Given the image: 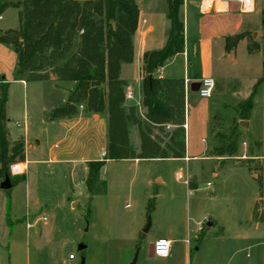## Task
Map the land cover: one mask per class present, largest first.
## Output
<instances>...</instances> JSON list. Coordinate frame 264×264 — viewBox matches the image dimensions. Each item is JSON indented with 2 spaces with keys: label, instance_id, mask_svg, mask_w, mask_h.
<instances>
[{
  "label": "rangeland",
  "instance_id": "374dc122",
  "mask_svg": "<svg viewBox=\"0 0 264 264\" xmlns=\"http://www.w3.org/2000/svg\"><path fill=\"white\" fill-rule=\"evenodd\" d=\"M0 25L19 29L18 11H7ZM254 25L259 32H250L251 40L261 51L250 57L243 51L245 63L238 65L234 56L223 60L225 71L216 60L206 158L190 165L161 159L109 162L101 173L104 192L94 196L85 183L87 162L49 163L58 152L52 149L59 139L49 120L61 105L58 94L48 83L12 85L6 108L11 140L26 142L29 136L31 147L25 144V181L8 192L1 189L0 175V264H65L73 254V264L82 259L85 264L135 259L136 264H264V83L257 88L250 120L239 115L264 77V27L257 18ZM233 129L240 131L235 155L209 159L222 145L221 136ZM94 150L101 155L103 142ZM180 167L195 175L193 186L177 180ZM210 221L214 226L208 227ZM162 237L176 239L170 257L150 258L149 245ZM79 246L86 248L79 252Z\"/></svg>",
  "mask_w": 264,
  "mask_h": 264
},
{
  "label": "trees",
  "instance_id": "16d2710c",
  "mask_svg": "<svg viewBox=\"0 0 264 264\" xmlns=\"http://www.w3.org/2000/svg\"><path fill=\"white\" fill-rule=\"evenodd\" d=\"M170 31L166 45L143 56L141 84L144 119L135 106L126 107L127 83L121 79L123 64L134 61L133 37L138 29V0H0V16L9 9L19 10V29H0V43L17 55L15 79L27 83H71L66 103L49 113V120L69 119L85 114L105 115L108 122L107 154L103 160L88 162L86 185L91 196L104 192L101 173L107 160L181 159L186 154V85L183 79H159L154 73L172 56L185 50L184 24L180 8L184 0H165ZM250 32L226 38V51L248 41L249 53L260 51ZM241 104V118L249 120L257 88ZM9 83L0 90V175L9 176L13 187L26 180L13 176V164L26 162L25 139L11 140L7 118ZM172 125L175 130L166 131ZM136 127L140 137L139 152L130 143L129 127ZM222 145L214 156L233 157L240 131L221 136ZM252 168V167H251ZM258 170V169H257ZM105 188V187H104ZM10 192V191H8ZM153 202V201H152ZM261 210V209H260ZM151 211L148 212V217ZM259 219L258 212L254 214ZM263 219V218H262ZM261 219V220H262ZM202 238H198L200 242Z\"/></svg>",
  "mask_w": 264,
  "mask_h": 264
},
{
  "label": "crops",
  "instance_id": "0c3cea01",
  "mask_svg": "<svg viewBox=\"0 0 264 264\" xmlns=\"http://www.w3.org/2000/svg\"><path fill=\"white\" fill-rule=\"evenodd\" d=\"M75 1L83 3L92 0ZM254 1L255 8L253 13H242L240 11V3L236 0H230V6L227 12L221 14H202L199 10L197 0H184L180 8L179 16L184 24L185 50L183 53L172 56L167 60L164 67L158 69L154 73V77L159 79H183L186 85V122L184 124L187 126L185 129L186 154L184 158L167 159L165 161L175 164L187 163L190 165L192 162L206 158V153H209L207 149V137L209 133L211 134V124L213 120L212 97L209 99L199 98L198 95L196 96L195 93L191 92V86L193 84H199L203 78H212L214 80L215 65L218 58L222 61L219 64L220 69L225 71L226 61L223 60H227L231 56H234L233 63L238 65L241 61L245 63L244 61L246 59L242 58L244 57L243 51H247L249 57L255 54L248 52L247 40L241 41L233 52L228 54L226 51L227 37L242 32H252L253 34L259 32L254 29V19H261L264 27V0ZM138 8V29L133 37L134 61L131 64L122 65L120 76L121 79L127 83L125 89L126 107H137L139 115L144 119L145 109L141 106L143 56L148 51L160 50L166 45L171 24L168 18V6L165 0H138ZM9 10H16L19 15L18 9ZM6 12L0 16V22L5 21ZM257 13H259L260 19L255 16ZM0 29L6 31L13 28L1 27L0 25ZM17 60V55L12 48L0 43V90L1 83L3 82L9 83V88L14 84L22 85L25 88L28 87L29 83L15 79ZM42 83H48L51 90L54 91L55 94H58L60 98L58 104L61 105L66 103L68 92L73 87V85L70 87L65 86L64 83ZM96 117H98V120H96ZM52 123L54 126V134L59 140L58 143L52 147L53 150H58L56 153V160H50L49 163L57 161L58 163L66 165L73 162L79 163L85 161L88 163L90 161L104 159L103 155L107 154L108 146V122L105 115H88L83 111L76 117L58 119L52 121ZM9 124L10 123H8V128L11 136H13ZM165 129L166 131L172 132L175 130V127L166 125ZM27 131H29V129H27ZM129 132L130 143L137 152H139L141 141L138 129L130 126ZM101 142L104 144V150L100 155L95 152L94 145H98ZM55 146L57 147L55 148ZM26 147L27 149L31 147V145H29V136L26 138ZM212 158L217 160L225 159L220 156H211L209 159ZM129 160L137 164L144 161L139 159ZM113 161L115 160H107V163ZM21 164L20 166H25L24 163ZM188 167L187 171L193 170L192 167ZM181 172L184 173L185 171L180 167L176 172V178L177 174ZM188 176H191L192 179H190V181L191 186H193V182L195 181L193 178L195 175L189 173ZM214 176L216 177L217 173H215ZM160 182H162V180ZM209 223L214 226L211 221ZM198 232H203V228H199ZM160 239H167L172 241V243L176 240L168 237H162ZM185 253L186 257L191 256V247L189 245Z\"/></svg>",
  "mask_w": 264,
  "mask_h": 264
},
{
  "label": "built area",
  "instance_id": "2783aa9c",
  "mask_svg": "<svg viewBox=\"0 0 264 264\" xmlns=\"http://www.w3.org/2000/svg\"><path fill=\"white\" fill-rule=\"evenodd\" d=\"M185 1H187V0H185ZM197 1H198L199 10H200V12L202 14H221V13H225V12H217L216 11L217 0H197ZM236 1L240 3V11L242 13L249 14V13H253L254 12V8H255V1L254 0H253V4H252L253 10L250 11V12L242 11V8L244 7V5H242L241 0H236ZM221 2H222V0H221ZM209 3H210V6H209ZM227 3H228V10H229L230 0H227ZM207 81H211L212 82L211 85L207 84L206 83ZM214 87H215V82H214V80L212 78H203L200 81V86H199V89L196 92V94L199 96V98L209 99L213 95ZM80 109H84V106H80ZM26 125L27 124L25 123V127H26ZM18 126H20V124H18ZM183 128L186 129L187 126L183 125ZM56 147L57 146H55V148ZM105 157H106V154L103 155V158H105ZM244 158L245 157H243V159ZM11 172H12L13 175H22V174L25 173V171L20 168V164L12 166L11 167ZM177 180L183 182L185 185L191 184L189 176L185 175L183 172L177 174ZM43 220L47 221L46 218H44ZM157 245H159L160 251L161 252L166 251L167 255L158 254ZM171 245H172V241H170V240H167V239H159V240H157L154 243V254H155V257H158V258H161V259L169 258L170 254H171ZM75 260H76V255H74V254L70 255L69 258H68L67 263H65V264H73V262Z\"/></svg>",
  "mask_w": 264,
  "mask_h": 264
},
{
  "label": "water",
  "instance_id": "95a60500",
  "mask_svg": "<svg viewBox=\"0 0 264 264\" xmlns=\"http://www.w3.org/2000/svg\"><path fill=\"white\" fill-rule=\"evenodd\" d=\"M199 86H200V83L199 84H193L191 86V92L196 93L199 89ZM243 123H246V122H243ZM12 188H13V183H12L10 177L6 176L5 179L3 180V182L1 183V189L4 191H10ZM207 225H208V227L212 226L211 223H208ZM85 248H86L85 246H79L78 251L82 252ZM149 257L152 259L155 258L154 243L149 245ZM136 260L137 259H135V261L132 264H136ZM81 264H85V259H82Z\"/></svg>",
  "mask_w": 264,
  "mask_h": 264
},
{
  "label": "clouds",
  "instance_id": "9594fccd",
  "mask_svg": "<svg viewBox=\"0 0 264 264\" xmlns=\"http://www.w3.org/2000/svg\"><path fill=\"white\" fill-rule=\"evenodd\" d=\"M241 3H242V5H244V7L242 8V11L250 12L253 10V8H252L253 0H241ZM209 6H210V3H209ZM216 11L217 12H227L228 11L227 0H222V2H221V0H217ZM206 83L211 85L212 82L207 81ZM157 252H158V254L167 255L166 251H164V252L160 251L159 245H157Z\"/></svg>",
  "mask_w": 264,
  "mask_h": 264
},
{
  "label": "bare ground",
  "instance_id": "6f19581e",
  "mask_svg": "<svg viewBox=\"0 0 264 264\" xmlns=\"http://www.w3.org/2000/svg\"><path fill=\"white\" fill-rule=\"evenodd\" d=\"M20 168H21V166H20Z\"/></svg>",
  "mask_w": 264,
  "mask_h": 264
}]
</instances>
